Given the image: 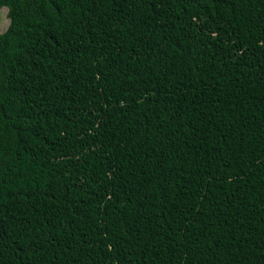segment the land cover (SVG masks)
Here are the masks:
<instances>
[{
  "label": "trees",
  "instance_id": "1",
  "mask_svg": "<svg viewBox=\"0 0 264 264\" xmlns=\"http://www.w3.org/2000/svg\"><path fill=\"white\" fill-rule=\"evenodd\" d=\"M0 264H264V0H0Z\"/></svg>",
  "mask_w": 264,
  "mask_h": 264
},
{
  "label": "rangeland",
  "instance_id": "2",
  "mask_svg": "<svg viewBox=\"0 0 264 264\" xmlns=\"http://www.w3.org/2000/svg\"><path fill=\"white\" fill-rule=\"evenodd\" d=\"M10 24V20L8 18V9L1 8L0 9V34L4 33Z\"/></svg>",
  "mask_w": 264,
  "mask_h": 264
}]
</instances>
